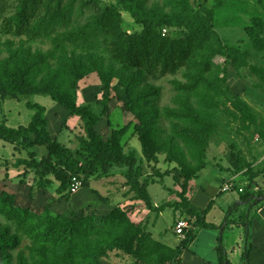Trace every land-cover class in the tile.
<instances>
[{
	"label": "rangeland",
	"instance_id": "obj_1",
	"mask_svg": "<svg viewBox=\"0 0 264 264\" xmlns=\"http://www.w3.org/2000/svg\"><path fill=\"white\" fill-rule=\"evenodd\" d=\"M99 1L101 4L115 3V0ZM191 1L194 6L199 3V0ZM47 2L43 0L40 4L31 25H40ZM18 4L19 0H0V78L6 71L21 70L37 84L52 76L62 79L65 69L71 66L85 69L88 74L78 83L77 103L90 106L100 117L95 131L104 140L109 138L111 129L129 125L120 142L123 152L135 156L141 165L139 180L146 185L152 206H162V209L149 210L129 189L126 167L112 166L107 173L98 172L88 179L87 187L80 188L73 195L67 194L68 188L58 192L60 184L54 176L35 175L32 170L23 174V167H14L16 159H28V151L15 150L0 140V264H90L93 247H105L108 242L107 235L93 238L88 241L89 247L85 252L77 247L48 245L46 253L37 256L31 251L32 244L27 236L11 224V210L2 207L5 193L14 195L15 206L27 207L34 212L49 207L54 213L79 220H98L118 207L132 224V229L120 228L112 235L121 239L131 238V253L108 251L106 258L100 259L103 264L216 263L214 235L202 228L199 232L194 216L190 217L179 204L180 171L184 167L196 168L200 153L203 165L189 182L185 194L187 206L201 211L212 201L207 220L216 224L223 221L222 245L226 257L231 264H243L241 254L244 250L240 243V250L236 245V230L241 229L239 233L245 241L246 231L252 235L254 227L246 229L244 224L252 219L258 207L254 203L264 200V141L258 136L264 130V51L252 47L244 28L250 25L252 17L264 20V0L261 3L258 0H228L215 14L214 31L225 44L248 52L247 66L239 67L222 55L200 51L192 54L186 64L158 78L141 67L112 59L103 42L111 39L110 34H89L88 41L95 46L81 45L82 37L77 34L80 29H91L92 8H81L76 3L67 24L55 26L49 35L28 38L25 33L14 34L15 24L10 19ZM145 5L166 10L162 0H145ZM121 18L122 33L130 35L140 31L141 27L134 24L127 14L121 13ZM183 35L184 31L180 29L161 30L162 37L179 39ZM249 65L260 71L250 70ZM99 72L111 75L108 115H101L102 107L97 104L101 95ZM234 95L245 102L256 116L257 128L235 109ZM26 102L45 107L51 138L71 149L75 158L82 162L79 141L85 138V134L81 121L48 96L0 98V124L8 127L26 125L33 115V111L26 108ZM143 113L149 114L152 120L158 149L154 163L144 161L134 130L138 123L137 115ZM192 117H196L201 125L192 124ZM208 120L213 123L212 132H207ZM188 134L190 138L199 137L192 146L185 145L181 139ZM202 138L207 139L205 146L201 143ZM34 152L37 161L47 154L44 147H36ZM90 179L96 182H90ZM225 184L230 185L228 192L221 191ZM94 200L100 202L101 208L96 209V204L91 203ZM88 203L89 207L76 210ZM228 211L231 219L228 216L224 218ZM181 218L187 219L188 231L200 233L191 250L205 261L191 252L187 253L189 245L183 244L186 233L181 236L175 233L176 223ZM229 226L234 229L228 230ZM249 242L256 244L254 238L251 241L249 238ZM69 251L72 252L71 262L67 258ZM137 254L141 257L138 258ZM252 264H257V259H253Z\"/></svg>",
	"mask_w": 264,
	"mask_h": 264
},
{
	"label": "trees",
	"instance_id": "obj_2",
	"mask_svg": "<svg viewBox=\"0 0 264 264\" xmlns=\"http://www.w3.org/2000/svg\"><path fill=\"white\" fill-rule=\"evenodd\" d=\"M228 0H199L193 5L191 0H162L165 11L156 6L146 7L145 0H115V3L101 4L99 0H48L45 13L40 19V25H31V20L36 17L43 0H19L15 6V13L11 21L15 24L14 34H26L28 38L39 37L42 34L49 35L55 26L65 25L69 22L73 13V6L79 3L81 8L89 7L94 10L92 27L83 28L78 31L77 36L82 37L81 45L87 44L93 48L95 44L89 42V34H110L111 39H104L106 52L115 61L130 66H138L149 75L158 78L166 73L178 69L186 64L187 59L195 52L210 51L213 54L222 55L229 59L234 65L247 66V51L225 44L214 31L213 22L215 14L221 10ZM259 3L262 0H258ZM8 7H11L9 5ZM121 13L127 14L137 26L141 27L139 32L127 35L120 31L123 22ZM162 29H180L184 31L183 37L171 39L161 36ZM11 30V29H10ZM244 32L252 47L257 51H264V20L260 17H252L250 25L244 28ZM209 64V63H208ZM206 63V65H208ZM250 70L259 72L260 69L249 65ZM66 73L62 79L50 77L33 83L26 72L21 70L6 71L0 78V98L18 99L19 96L45 95L69 111L71 116L79 118L82 123L85 138L80 139L82 162H79L71 149L63 146L58 140L51 138L45 118L46 109L38 103L26 102L27 109L33 111L26 125L8 127L0 124V140L13 146L15 150L28 151V159H16L13 166L23 167L26 171H33L35 175H52L59 182L58 192L69 189L71 177L81 180L82 186L87 187L90 177L98 172L107 173L112 166L126 167V185L140 199L144 205L152 211L162 209L152 206L146 190V185L139 180L141 165L136 162L133 154L125 155L121 146V139L128 131L129 125L118 129H111L110 136L104 140L95 131L100 117L96 115L90 106H81L77 103L78 83L84 79L88 72L80 66H71L65 69ZM101 83V95L97 104L102 107L101 115H108V103L110 101L111 75L107 72H99ZM234 107L249 123L257 128V119L251 109L237 95H234ZM138 123L134 130L138 135L141 154L146 163L157 161L158 152L154 140V130L151 116L143 113L137 115ZM191 123L201 125L196 117L191 118ZM207 132H212L214 126L208 120ZM190 134L182 138L187 146L196 143L198 136L190 138ZM263 138V135L259 133ZM207 139L202 138L201 143L206 145ZM44 147L47 154L39 161L35 159L34 148ZM202 153L199 154V162L196 168L184 167L180 171L182 178L181 191L178 193L180 205L189 216L197 221L199 228H215L214 225L206 223L204 216L210 210L211 202L202 212L189 209L185 199L189 182L195 178L196 172L201 170ZM52 162H51V160ZM27 183V182H26ZM68 195L69 190H68ZM66 195V198H68ZM2 207L10 212V222L17 231H21L30 240L31 251L42 256L47 251L48 245H65L77 247L82 252L88 248V241L93 238H102L107 235L108 242L105 247L94 246V255L90 264H103L101 258H106V253L112 250H122L131 253V238H119L115 234L120 228L130 229L132 224L127 220L124 213L118 207L113 208L105 217L98 220L72 219L63 214L54 213L49 207L40 212L21 206H15L14 195L5 193L2 198ZM264 200L256 201L254 204L261 205ZM228 215V213H227ZM252 225L251 220L244 224L247 229ZM125 226V227H124ZM132 229V228H131ZM225 228L218 227L216 238L217 264H231L225 254L222 245V234ZM184 245H189L196 238V233L186 230ZM247 240L250 234L246 231ZM99 244V243H98ZM83 246V248H82ZM78 250V251H79ZM252 245L243 253V264H250ZM80 252V251H79ZM72 252H68L67 258L72 261ZM80 255L77 253V256ZM138 258L141 256L136 255ZM48 264V263H43Z\"/></svg>",
	"mask_w": 264,
	"mask_h": 264
},
{
	"label": "crops",
	"instance_id": "obj_3",
	"mask_svg": "<svg viewBox=\"0 0 264 264\" xmlns=\"http://www.w3.org/2000/svg\"><path fill=\"white\" fill-rule=\"evenodd\" d=\"M250 42V41H249ZM261 135H263V138H261L259 135V137L261 138V139H263V141H264V130L262 131V133H261ZM91 181H93V182H96L95 181V179H90V182ZM89 182V183H90ZM81 188H83V187H81ZM222 188V187H221ZM96 195V197H97V194H95ZM195 196V195H194ZM72 198V197H71ZM97 199V198H96ZM95 199V200H96ZM71 200V199H70ZM95 200L93 201V202H91V203H95L96 204V209H99V208H101V204H100V202H95ZM192 202V201H191ZM210 202H212V201H210ZM89 205H90V203H88V204H84V205H82V207H79V208H77L76 210H78V209H83L84 207L83 206H85V207H89ZM75 210V211H76ZM195 210V209H194ZM203 210V209H202ZM202 210L201 211H197V210H195V211H197V212H202ZM74 210H73V212H75ZM210 211H208L207 212V214L205 215L206 216V223H210V224H212V225H214V227L215 228H202V229H206L207 230V232L209 233V234H211V235H214V237H215V241H216V238H217V234H218V227H220L221 226V224H222V222L223 221H221V224H216V223H214V222H209L208 220H207V215H208V213H209ZM231 213H229V211H228V215H230ZM227 215V212H225L224 213V218H225V216H228ZM253 215V217H252V219H250L251 221H252V225L250 226V229H253V227H254V230H253V233H252V235H250V241H251V239H253L254 238V241H255V243L256 244H253L252 242H249V239L248 240H246L245 241V239H243L242 238V235H240V233L239 232H241L240 230L241 229H237L236 231H237V237H238V240L236 241V245L239 247V250L241 249V246L240 245H242L243 246V250L245 251V249H247L248 248V245L249 244H251L252 245V251H251V260H250V264H252L253 263V259H257V264H264V202L261 204V205H258V207L255 209V211H254V213L252 214ZM228 218H230L231 219V217H229L228 216ZM183 219H185V218H183ZM187 220V219H186ZM260 220V221H259ZM223 226V225H222ZM224 227V226H223ZM225 228V227H224ZM227 229L228 230H233L234 229V227L232 226H229V227H227ZM187 230V229H186ZM185 230V231H186ZM184 231V232H185ZM201 231V228H199V232ZM197 233L196 234V238L193 240V242L191 243V244H189V246H188V249H187V253H189V252H191L193 255H195V256H197L198 258H200V260H202V261H205L199 254H196L195 252H193L192 250H191V248L195 245V243H196V241L198 240V235L200 234V233ZM236 234V233H235ZM250 234V233H249ZM216 235V236H215ZM235 241V240H234ZM233 241V242H234ZM216 243V242H215ZM240 243V245H238ZM216 245V244H215ZM214 250H215V253H216V246L214 247ZM244 251H242V256H241V258H242V260H243V253H244ZM185 253H186V250L184 251ZM184 253H182V255H183ZM182 255H181V258H182ZM216 258H217V256H216ZM196 261V260H195ZM194 260H193V262H195ZM229 261V260H228ZM214 264H217V262L216 263H214Z\"/></svg>",
	"mask_w": 264,
	"mask_h": 264
},
{
	"label": "built area",
	"instance_id": "obj_4",
	"mask_svg": "<svg viewBox=\"0 0 264 264\" xmlns=\"http://www.w3.org/2000/svg\"><path fill=\"white\" fill-rule=\"evenodd\" d=\"M82 186V183L80 181L79 178L77 177H71L70 179V183H69V194L70 195H73L75 194ZM230 190V185L229 184H225L222 186L221 188V191L222 192H228ZM189 227V223L186 219H179V221L176 223V226H175V233L178 235V236H181L184 234V231L186 229H188Z\"/></svg>",
	"mask_w": 264,
	"mask_h": 264
}]
</instances>
